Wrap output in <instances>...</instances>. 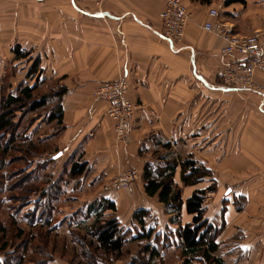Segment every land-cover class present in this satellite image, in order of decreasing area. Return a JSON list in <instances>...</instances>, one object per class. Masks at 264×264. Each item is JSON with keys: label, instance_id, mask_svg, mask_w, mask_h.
<instances>
[{"label": "crops", "instance_id": "crops-1", "mask_svg": "<svg viewBox=\"0 0 264 264\" xmlns=\"http://www.w3.org/2000/svg\"><path fill=\"white\" fill-rule=\"evenodd\" d=\"M166 1L104 0L98 6L94 0H0V33L25 49L40 48L47 78L67 88L66 128L53 155L59 161L82 154L88 166L75 193H100L99 201L114 202L117 211L134 208L130 220L116 215L126 228L137 225L135 211L147 210L153 216L148 227L175 232L178 226L171 225L160 208L164 205L147 196L143 175L147 166L164 168L172 156H194L214 176L187 187L191 190L183 201L214 180L219 194L216 204L207 206L206 217L218 227L225 223L221 243L231 230L240 232L241 241L234 247L247 256L240 263L253 264L254 256L264 254V99L223 84L219 54L224 43L203 25L209 9L216 8L234 33L261 32L264 38V0H183L192 18L178 44L161 35ZM121 78L128 80V97L137 110L127 138L118 141L107 102H95L93 93L99 84ZM256 80L264 84V73ZM126 171L138 176L129 188L103 190L106 182ZM181 178L178 166L179 187ZM27 216H21L23 222ZM192 219L183 208L181 224ZM173 252L181 253L174 247L168 250L166 264Z\"/></svg>", "mask_w": 264, "mask_h": 264}, {"label": "trees", "instance_id": "trees-1", "mask_svg": "<svg viewBox=\"0 0 264 264\" xmlns=\"http://www.w3.org/2000/svg\"><path fill=\"white\" fill-rule=\"evenodd\" d=\"M201 1L211 2V0ZM12 52L15 55L14 62L31 63L27 76L34 83L25 82L19 91L15 92L10 90L7 93H1L0 89V138L13 128V120L17 113L25 114L27 108L30 112H36L49 104L47 95L39 99L35 98L37 87L48 79L43 67V56L40 54L34 56L31 49H25L20 44L15 45ZM11 89L14 90V88ZM66 93L67 88L61 85L53 96L56 104L45 115L50 122H56L63 130L66 128L64 122ZM15 133L17 135L19 130L17 129ZM27 137L26 134L25 139L29 138ZM14 143L15 140L7 141L5 144L0 143V210L8 201V198L4 196L5 191L11 189L7 183L9 173L6 168L13 162L8 161L7 157L14 148L12 147ZM29 146L33 147V142H30ZM54 157L56 156L52 155L48 162H55ZM87 166L86 162L71 160L70 170L66 173L67 179L54 183V186L50 188L48 187L52 182L50 175L46 176L42 173L43 171H39L32 177V187L22 189L23 199L28 200L30 194L37 193L40 201L36 202L37 206L26 217L29 229L20 226L21 218L18 214L10 215L7 219L9 226L1 222L0 264H54L57 262V254L54 255L53 252L56 248L55 240L52 241L51 235L58 236V229L62 226L54 224L53 214L57 211L60 201H67L65 187L76 179L80 181L87 171ZM178 166L182 169L181 179L186 187H195L203 183L205 179H213L212 171L193 156L181 160L175 159L173 162H170L169 158L164 168H156V170L152 166L146 167L143 175L145 192L151 198L157 197L158 201L166 207V214L173 215L169 221L171 225L178 226L175 232L171 230L163 232L148 227L147 221L153 219V216L147 210L135 211L133 221L137 225L126 228L116 216V204L109 200H102L88 205L84 210L83 216L89 221H80V213L71 217L68 223V226L72 227L69 235L70 242L68 240L61 242L59 255L69 253V264H115L123 260L127 254H131L129 250H126L128 243H137L139 252L128 264H166V252L173 247L180 250L182 264H228L223 257L217 256L223 247L218 238L223 232L225 223L218 227L212 224L205 214L206 192L209 189H215L216 182L213 180L212 185L207 189L196 190L184 202L181 188L175 184ZM25 167L23 168L26 169ZM183 208L193 217L192 222L184 226L181 224ZM37 240L47 247L52 246V251H47L45 258L43 255L40 256L38 249L31 248L32 242ZM71 242L74 245L69 246ZM14 243L19 244L21 251L13 250ZM77 245L81 248H76Z\"/></svg>", "mask_w": 264, "mask_h": 264}, {"label": "rangeland", "instance_id": "rangeland-1", "mask_svg": "<svg viewBox=\"0 0 264 264\" xmlns=\"http://www.w3.org/2000/svg\"><path fill=\"white\" fill-rule=\"evenodd\" d=\"M7 33H0V89L1 93L11 90V92L19 91V88L24 85V83H34L33 80H31L27 74L30 69L31 63L28 61H22V62H14L15 55L12 52V49L15 45V43L10 42L8 39ZM33 51V55H37L40 50V48H33L31 49ZM60 82L56 80V78H48L47 80H44L42 84H40L37 88V91H35V98L39 99L41 96L47 95L49 96L48 105L46 108L40 109L36 112H30V109L27 108L25 111V114L17 113L16 117H14L13 120V128L10 130V132L4 135V137L0 138V143L5 144V142H11L15 140V143L12 147H14L11 152L9 153V157H7V160L13 161L12 164L6 168V171L9 173V179L7 180V183L11 189L5 191L4 196L8 198V201L5 202L3 208L0 210V225L1 222L5 226H9L7 224V219L12 214H18L19 217L24 216L25 214H31V212L35 209L37 206L36 202L40 201V196L37 193L30 194V197L28 200L23 199V192L22 189L24 187H32L31 186V179L39 171H43V174H46V176L50 175L52 182L48 185V187L54 186V183H58L63 179H67L66 173L70 170L71 167V160L73 161H81L85 162L83 160V156L81 153H79V156H63L59 161L54 158L55 162H48L49 158L52 157V155L58 150L59 148L57 146V139L61 137L63 133V128L59 126L56 122H50L47 117H45L47 111L51 110L56 104V99L53 98L54 93L60 89ZM11 88H14L11 89ZM2 96V95H1ZM17 129L19 130V133L16 135ZM27 134L28 139H25V135ZM15 137L17 139H15ZM30 142H33V147H30ZM159 154H162L161 152H158ZM154 158H158L160 156H153ZM181 160V158L185 159L183 156H172L170 158V162H173L176 158ZM194 157V156H193ZM72 158V159H71ZM195 158V157H194ZM197 159V158H196ZM26 164V165H25ZM29 165V166H28ZM26 166V167H25ZM25 167L26 169H24ZM128 171L123 172L122 174L114 177L113 179L106 182L103 186V190L106 192L108 190L110 191H116L113 190V183L114 181L124 174H126ZM213 173V172H212ZM214 176V174H213ZM86 179L87 176L85 177ZM81 180V179H80ZM136 181V180H135ZM134 181V182H135ZM133 182V183H134ZM81 181L79 179H76L72 182H70L65 188L67 190L66 193V199L67 201L63 202L60 201L57 205V211L53 214L54 224L61 222L62 227L58 229L59 235L56 236L55 234L51 235L52 241L55 240V250H53L54 255L57 254V262L56 264H69L70 257L68 256L69 253H64L62 255H59V248L60 245L63 243V241H69L70 242V230L72 227L68 226V223L71 221V217L75 215H79V220H86L84 218V210L87 208V206L90 204H93L95 202H100L98 197L100 193L98 194H91L89 193V190L80 191V193H75L74 188L77 189L81 186ZM86 184V183H85ZM89 184V182H87ZM200 185V184H199ZM198 186V185H197ZM87 185H85V188ZM182 191V197L185 199L186 195L189 193V190L186 189L187 187L182 184L180 186ZM123 190V189H121ZM118 191V190H117ZM208 193V194H207ZM218 192V187L215 185V189H209L206 192L207 199L205 198V205H212L213 203L216 204V198ZM17 196V197H16ZM146 199V197L144 198ZM42 200V199H41ZM150 201V199H148ZM89 203L88 205H86ZM161 206V205H159ZM158 207V206H157ZM159 208V207H158ZM160 208L166 210L165 206H161ZM134 208H124L120 207V209L117 211V214L123 215L124 218L127 220H130L132 217V210ZM209 212V209L206 210V213ZM205 213V214H206ZM170 217L173 215L166 214ZM207 215V214H206ZM207 218V217H206ZM70 219V220H69ZM22 220V218H21ZM86 221H89L87 219ZM7 224V225H6ZM20 226L22 228H28L27 222L20 221ZM73 226H75L73 224ZM235 227V226H234ZM233 229V228H232ZM29 231V230H28ZM31 232V231H30ZM228 240L222 243L223 247L222 249L217 253V256L223 257V259L228 264H241L240 262H245L247 259V256L244 257V255H241L240 252L234 247L238 241H241V233L237 232L235 230H231V232H228ZM234 236L232 237V235ZM12 237V233L10 234ZM232 238H234L232 240ZM38 239V238H37ZM62 242V243H61ZM40 240L34 241L31 244V248L38 249L40 256L43 255L45 258L46 252H51L52 246L50 245L47 247V245L42 244ZM19 244L14 243L13 250L21 251V249L18 247ZM74 245V243H70L69 246ZM76 248H81L79 245L76 246ZM41 250V251H40ZM126 250H129L131 254H127L126 257L119 264H124L123 262L132 260V257H135L137 253L139 252V249L136 244L134 245H128ZM132 255V256H130ZM68 256V257H67ZM131 257V259H130ZM238 259L237 263H234L232 260L233 258ZM264 254L261 253V255L254 256L253 258V264H264ZM119 261H117L115 264H118ZM182 258H180L179 253H171L167 256V264H182Z\"/></svg>", "mask_w": 264, "mask_h": 264}, {"label": "built area", "instance_id": "built-area-1", "mask_svg": "<svg viewBox=\"0 0 264 264\" xmlns=\"http://www.w3.org/2000/svg\"><path fill=\"white\" fill-rule=\"evenodd\" d=\"M100 6L104 0H94ZM192 18L183 0H167L160 14L162 37L170 44L183 41L185 30ZM203 30L223 41L220 60L223 66L222 82L231 89H242L264 99V84L257 82L256 75L264 73V38L261 32L239 35L220 19L219 11L210 8ZM129 82L126 78L99 84L93 93L95 102L105 101L107 116L114 123L118 141L127 138L137 105L128 97ZM137 172L128 171L113 183V190L127 189L137 179ZM208 194V193H207ZM209 196H205L207 199Z\"/></svg>", "mask_w": 264, "mask_h": 264}, {"label": "water", "instance_id": "water-1", "mask_svg": "<svg viewBox=\"0 0 264 264\" xmlns=\"http://www.w3.org/2000/svg\"><path fill=\"white\" fill-rule=\"evenodd\" d=\"M60 156V155H59ZM56 158H58V157H56Z\"/></svg>", "mask_w": 264, "mask_h": 264}]
</instances>
